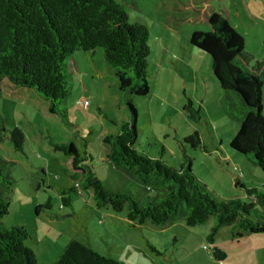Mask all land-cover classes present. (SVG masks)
Returning a JSON list of instances; mask_svg holds the SVG:
<instances>
[{"label": "rangeland", "instance_id": "374dc122", "mask_svg": "<svg viewBox=\"0 0 264 264\" xmlns=\"http://www.w3.org/2000/svg\"><path fill=\"white\" fill-rule=\"evenodd\" d=\"M116 1L125 8L128 24L139 23L147 29V95L120 92L111 69L103 62L101 49L93 55L76 52L68 61L72 85L63 106L69 126L49 114L47 102L33 91L11 89L4 81L0 89L1 125L7 131L18 127L24 143L22 151L15 152L7 133L0 131V157L8 163L15 181L6 194L9 209L2 224L5 228L23 226L29 234L24 246L32 251L37 264H51L69 240L124 264H230L215 262L209 253L211 247L223 250L228 259L241 249H264V234L238 237L229 227L221 228L208 244L212 217L195 227L184 226L182 220L163 226L147 222L133 226L125 218V208L119 213L97 209L87 193L71 194L70 207L61 206L60 192L74 183L67 175L65 157L53 151L49 142H71L81 155H90L95 177L106 189L127 190L138 203L150 196L142 186L100 161V140L113 129L110 121L129 117L124 99L136 111L134 148L138 152L173 169L189 163L206 191L218 200L243 193L234 186L237 178L244 186L250 183L264 192V173L259 168L238 153H234L236 159H230L229 141L238 123L221 109L225 93L212 75L210 57L189 44L192 32L210 30L209 14L222 12L244 40L248 67L259 63L264 69V0ZM261 90L264 95V85ZM85 101L88 104L83 107ZM188 103L196 111L195 120L183 109ZM193 133L199 137V146L184 142ZM37 183L39 190L34 189ZM46 202L50 207L35 213V207ZM258 258L262 263L261 253Z\"/></svg>", "mask_w": 264, "mask_h": 264}, {"label": "trees", "instance_id": "16d2710c", "mask_svg": "<svg viewBox=\"0 0 264 264\" xmlns=\"http://www.w3.org/2000/svg\"><path fill=\"white\" fill-rule=\"evenodd\" d=\"M208 32L194 31L189 44L206 53L211 60V72L225 93L221 109L238 123V129L229 141V148L241 154L264 173V118L262 86L264 69L261 64L249 68L244 40L227 23L222 12L207 16ZM125 8L116 0H0V89L6 81L11 89H27L47 102V112L59 117L69 126L63 101L68 96L72 80L68 61L76 52L101 49L104 64L111 69L120 92L144 97L148 93L146 81L150 50L148 33L139 23L128 24ZM127 120H111L112 131L102 136L100 143L107 153L100 160L129 177L149 192L138 203L127 190L106 189L95 177L92 157L82 155L71 142L51 143L53 151L66 159L67 175L74 183L59 198L62 207H70V195H90L97 209L109 208L122 212L133 226L145 222L163 226L182 220L184 226L205 224L210 217L213 225L206 236L212 244L223 227L231 233L260 234L264 232V192L244 186L237 178L234 186L243 196L225 201L206 191L190 169L181 163L176 169L156 158L138 152L136 142V111L124 99ZM183 109L195 120L190 103ZM0 117V131L15 152H21L24 136L18 127L4 130ZM192 147L199 146L197 133L184 139ZM40 183L42 181L40 180ZM40 183L34 187L39 190ZM15 181L10 177L9 165L0 157V264H37L32 251L24 246L29 234L20 225L5 228L2 220L8 214L6 194ZM49 203L37 205L48 209ZM210 256L223 262V250L211 247ZM51 264H124L94 252L88 245L69 240Z\"/></svg>", "mask_w": 264, "mask_h": 264}, {"label": "crops", "instance_id": "0c3cea01", "mask_svg": "<svg viewBox=\"0 0 264 264\" xmlns=\"http://www.w3.org/2000/svg\"><path fill=\"white\" fill-rule=\"evenodd\" d=\"M94 53H95V50L92 52V55ZM70 60H71V58H70ZM71 63L74 64V62H70V64ZM263 96L264 95L262 94V110H261L262 114H264V100H263ZM100 145H101V148H100V151H101L100 160H101L105 156V154L107 153V148L104 145H102L101 143H100ZM229 157H230V159H233V158L236 159L237 158V156H235V155H233L231 153H229ZM238 182L240 184L244 185V183L241 182V180H238ZM246 184L249 185L247 187L252 186V185H250V183H246ZM240 196H243V193ZM260 234L262 235V234H264V232L260 233ZM242 235H243V233L239 237H242ZM257 249H259V252L257 251ZM257 249H255V248L241 249L237 254H235L233 256V258L232 257L229 258V259L227 258V259L224 260V262L226 261L225 263H227L228 261H230L229 262L230 264H264V249H261V247H258ZM260 249L262 251H260ZM259 253H261V258L263 260L262 263H260V260L258 258Z\"/></svg>", "mask_w": 264, "mask_h": 264}, {"label": "built area", "instance_id": "2783aa9c", "mask_svg": "<svg viewBox=\"0 0 264 264\" xmlns=\"http://www.w3.org/2000/svg\"><path fill=\"white\" fill-rule=\"evenodd\" d=\"M87 104H88V102H87V101H85V102H82V103H81V105H82L83 107H86V106H87Z\"/></svg>", "mask_w": 264, "mask_h": 264}]
</instances>
